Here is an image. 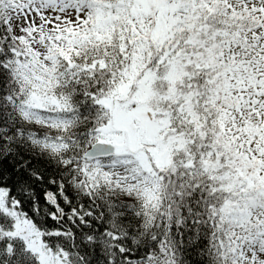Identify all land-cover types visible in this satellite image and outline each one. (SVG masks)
<instances>
[{
    "label": "snow or ice",
    "instance_id": "snow-or-ice-1",
    "mask_svg": "<svg viewBox=\"0 0 264 264\" xmlns=\"http://www.w3.org/2000/svg\"><path fill=\"white\" fill-rule=\"evenodd\" d=\"M0 264H264V0H0Z\"/></svg>",
    "mask_w": 264,
    "mask_h": 264
}]
</instances>
